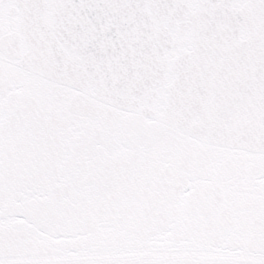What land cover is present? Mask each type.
<instances>
[{
  "label": "snow or ice",
  "instance_id": "6c2138e0",
  "mask_svg": "<svg viewBox=\"0 0 264 264\" xmlns=\"http://www.w3.org/2000/svg\"><path fill=\"white\" fill-rule=\"evenodd\" d=\"M0 264H264V0H0Z\"/></svg>",
  "mask_w": 264,
  "mask_h": 264
}]
</instances>
